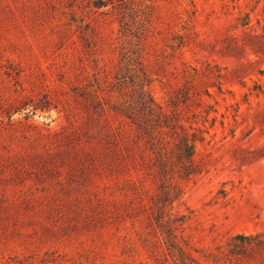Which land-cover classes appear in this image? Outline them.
Masks as SVG:
<instances>
[{
    "label": "rangeland",
    "instance_id": "1",
    "mask_svg": "<svg viewBox=\"0 0 264 264\" xmlns=\"http://www.w3.org/2000/svg\"><path fill=\"white\" fill-rule=\"evenodd\" d=\"M92 1L0 0V264H180L179 248L203 264H264V95L242 99L253 81L264 89V50H252L264 0L128 6L150 95L203 130L200 172L176 179L161 211L158 178L136 180L144 142L121 117L97 126L80 96L94 59L75 23L67 32L70 8L92 20L100 64L114 70L117 57V16Z\"/></svg>",
    "mask_w": 264,
    "mask_h": 264
},
{
    "label": "trees",
    "instance_id": "2",
    "mask_svg": "<svg viewBox=\"0 0 264 264\" xmlns=\"http://www.w3.org/2000/svg\"><path fill=\"white\" fill-rule=\"evenodd\" d=\"M140 2L135 0H93L88 6L93 13L104 15L111 13L117 16L120 27L116 37L110 43V47L117 54L114 70L108 71L104 63L100 64V61L103 60L97 55L101 49L93 22L83 17V23L77 24L75 17L78 14L74 7L70 8L71 18L67 23V32L72 29L71 25L75 23V28L80 31L79 38L84 40L85 45H87L86 48L93 55L92 72L83 86L80 87V96L89 102L94 113V123L100 126L107 116H118L122 118L125 124L135 130L137 137L144 142L149 152L147 156H141L136 180L141 184L144 175L150 172L158 178L159 197L156 205L161 211L177 195L179 186L174 181L176 179H189L200 172L195 163V144L197 141L203 140V130L191 124L186 127L182 123L181 110L172 98L169 103L162 105L154 100L146 88L150 84L151 78L144 70L145 65L142 60L145 35L136 36L134 32H131L129 22L132 17L126 12L130 4L134 6V9H138ZM103 8L105 9L102 10ZM242 25L246 26L247 23ZM258 25L261 32L253 35L256 41L252 46L254 53L264 50V21L263 23L258 21ZM240 84L245 86L242 81ZM217 89L221 92L220 88ZM259 93L264 95L262 84L259 81H253V87L242 95V99L249 104V96L254 94L258 97ZM205 94L207 97H212L208 90L205 91ZM239 105V102H235L230 106H235L237 113ZM203 113H208V111L204 110ZM238 115H232L231 128L238 125L236 120ZM257 115L260 117L259 123L264 124V114L257 113ZM200 116L203 118V122L207 121L201 112L192 113L195 121ZM221 117L225 118L226 116L221 115ZM215 121L216 118L211 119L213 122L211 127ZM220 124L223 126L224 122L220 121ZM109 127L111 128V125ZM262 129L264 131V127ZM231 136L234 137V130L231 131ZM136 180L127 179L133 186H135ZM258 236L237 235L240 239ZM171 246L177 248L175 242ZM179 254L185 259L186 257L189 259L188 262H185V259L181 260L180 264H203L180 248Z\"/></svg>",
    "mask_w": 264,
    "mask_h": 264
}]
</instances>
